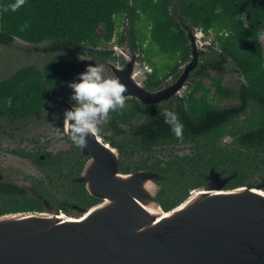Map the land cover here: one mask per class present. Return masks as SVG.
I'll list each match as a JSON object with an SVG mask.
<instances>
[{"label":"trees","instance_id":"obj_1","mask_svg":"<svg viewBox=\"0 0 264 264\" xmlns=\"http://www.w3.org/2000/svg\"><path fill=\"white\" fill-rule=\"evenodd\" d=\"M13 2L0 3V45L15 39L32 45L48 42L42 48L45 53L79 51L97 61L109 60L113 52L98 46L110 44L115 36L124 41L119 19H126L125 30L134 48L139 45L152 68L146 80L150 90L171 83L166 82L169 75L176 79L190 60V39L178 15L206 36L214 32L211 43L201 47L200 63L191 78L197 81L186 97L175 96L157 105L127 100L125 106L131 107L110 112L107 129L100 135L119 150L123 172L151 170L164 176L158 199L165 210L178 206L191 190L207 185L212 168L233 177L229 189L264 175V0H26L16 12L2 11ZM157 54L170 61L164 77L153 60ZM229 62L242 76L240 105L222 108L218 103L232 96L219 77ZM83 70L77 60L56 59L43 71L35 67L18 71L0 81V114L39 115L61 92L62 84ZM206 79L211 80V88ZM164 110L177 114L184 126L183 140L176 139L164 123ZM248 110L250 116L242 117ZM110 130L112 137L107 136ZM75 156L78 167L71 165L68 170L77 176L85 157L79 151ZM64 194L68 203L82 208L98 202L84 183L70 181Z\"/></svg>","mask_w":264,"mask_h":264},{"label":"water","instance_id":"obj_2","mask_svg":"<svg viewBox=\"0 0 264 264\" xmlns=\"http://www.w3.org/2000/svg\"><path fill=\"white\" fill-rule=\"evenodd\" d=\"M191 43L190 60L170 85L146 87L148 71L134 57L126 70L112 65L125 101L157 105L183 97L206 43L204 32L178 15ZM73 100L69 110L76 105ZM69 124L65 132L69 135ZM81 154L88 160L77 181L98 202L90 208L48 202L39 212L0 217V264H264V183L229 189L233 177L210 170L208 184L178 206L159 201L163 175L123 172L121 155L97 131ZM34 198L42 195L34 187Z\"/></svg>","mask_w":264,"mask_h":264},{"label":"flooded vegetation","instance_id":"obj_3","mask_svg":"<svg viewBox=\"0 0 264 264\" xmlns=\"http://www.w3.org/2000/svg\"><path fill=\"white\" fill-rule=\"evenodd\" d=\"M123 33L126 38L124 41H120L118 38V46L114 49H99L113 51L109 60L97 61L86 53L92 57V65L102 64L104 68H108L110 74L108 79L117 80L112 65L124 71L129 60L139 57V52L141 53L139 45L134 48L125 29ZM79 53L81 54V52ZM83 68L81 73L87 71L85 66ZM151 73L152 71H149L148 77ZM176 79L172 77L170 82L172 83ZM73 92L70 96L59 100L57 96L62 93V90L56 93L57 96H53L52 103L47 108H43L39 115L13 117L9 113L0 114V217L22 212H39L44 209L46 202L55 209L65 205L77 206L68 203L65 200L67 195L64 194L70 181L73 184L80 183L77 178L81 172L74 176L68 170L71 165L74 169L78 167L75 152L81 153L80 148L70 141L69 135L65 132V113L73 101ZM50 108H53V113L50 116L49 113H43L48 112ZM30 117H34L38 123L42 122V125L38 126L36 130L27 131V119ZM47 117L49 119H46ZM105 121H102L98 126L99 135L107 129L108 123L105 124ZM113 135V131L107 132V136L112 137ZM87 160L88 158L85 157L84 165ZM258 178H261L264 183V175L258 176L255 181H258ZM33 187L41 193L42 199L34 198L31 195Z\"/></svg>","mask_w":264,"mask_h":264},{"label":"rangeland","instance_id":"obj_4","mask_svg":"<svg viewBox=\"0 0 264 264\" xmlns=\"http://www.w3.org/2000/svg\"><path fill=\"white\" fill-rule=\"evenodd\" d=\"M1 3V0H0ZM0 14H1V4H0ZM127 20L122 18L119 19V30L123 31L126 29V22ZM214 32H211L208 36H204L205 38L203 41H206L207 44H210L211 41L214 39ZM117 37L115 36L114 40L111 41L110 44H101L98 46V49H114V47L118 46ZM147 43H145V47H147ZM205 43V44H206ZM261 43L264 45V36L261 38ZM49 43L44 42L39 45H32L25 43L24 41H21L19 39H15L12 44L8 46L0 45V81H3L5 79L10 78L13 76L16 72L27 68V67H35L39 69L40 71H43L49 63L56 59H73L77 60L80 63H82L83 66L87 69V67L91 64L93 61L92 57L88 56L86 53L80 54L78 51H71L67 50L60 53H45L43 52L42 48L46 47ZM145 55L141 52H139V57H137V61L142 62V66H145L147 71L151 72L152 69L149 66V64L144 60ZM139 59V60H138ZM153 60L157 63V67L160 69V75L161 77H164V75L168 74L170 72L169 69H167V64L170 63L167 59H164L160 54H157L154 56ZM92 65V64H91ZM184 66V65H183ZM182 66V68H183ZM106 79H108V76L110 75L108 73V68H104V73L102 74ZM214 76H217L214 74ZM173 76H170L166 79V82L171 81V78ZM223 84L227 86L232 91V96L228 99H225L218 103V105L222 108H228V107H234L239 106L240 101L238 98V90L240 88V84L242 81V76L238 72V69L236 65L233 62H229L226 66V69L222 76ZM79 76H75L73 78H70L66 80L62 84V93L57 96L55 94L54 96H57V99L59 100L66 98L67 96H70L72 94V91H74L69 85L74 82H78ZM197 79L189 81V88L183 93V97H186L190 91V86H193ZM206 85L210 86L211 80L206 79L205 80ZM211 88V86H210ZM214 89H212L213 91ZM125 107H131L130 105ZM43 113H49V116L53 113V108H50L48 112ZM250 116V110L245 112L242 117ZM46 119H49L48 117ZM136 121V120H134ZM141 121V119H140ZM27 131H33L38 128V126L42 125L41 123H38L34 117H30L27 119ZM31 122V123H30ZM139 122V121H136ZM23 129V128H21ZM24 130V129H23Z\"/></svg>","mask_w":264,"mask_h":264},{"label":"clouds","instance_id":"obj_5","mask_svg":"<svg viewBox=\"0 0 264 264\" xmlns=\"http://www.w3.org/2000/svg\"><path fill=\"white\" fill-rule=\"evenodd\" d=\"M26 0H14L2 11L16 12ZM205 38V37H204ZM102 64L89 65L87 71L79 75L78 82L69 86L74 90L72 99L77 103L65 113L70 141L78 148H87L89 140L98 131V126L106 120L110 112L125 108V87L114 79H106L102 74ZM161 115L178 140H183V124L175 112L164 110Z\"/></svg>","mask_w":264,"mask_h":264}]
</instances>
